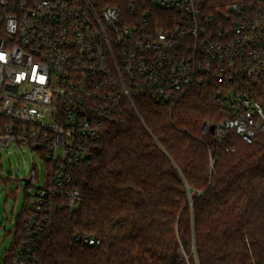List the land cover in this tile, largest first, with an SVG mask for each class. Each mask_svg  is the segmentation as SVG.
I'll return each mask as SVG.
<instances>
[{
    "label": "built area",
    "instance_id": "1",
    "mask_svg": "<svg viewBox=\"0 0 264 264\" xmlns=\"http://www.w3.org/2000/svg\"><path fill=\"white\" fill-rule=\"evenodd\" d=\"M261 2L206 12L196 0H132L125 14L94 0H0V151L30 147L47 164L12 264H37L34 242L52 196L69 208L82 201L73 186L78 166L126 99L172 104L192 86L212 84L224 114L214 129L219 140L230 132L256 139L264 130ZM155 9L171 12L166 25ZM31 175L38 179L36 169Z\"/></svg>",
    "mask_w": 264,
    "mask_h": 264
},
{
    "label": "trees",
    "instance_id": "2",
    "mask_svg": "<svg viewBox=\"0 0 264 264\" xmlns=\"http://www.w3.org/2000/svg\"><path fill=\"white\" fill-rule=\"evenodd\" d=\"M94 1L125 14L132 2ZM196 1L206 12L236 1L262 4ZM155 11L166 25L171 12ZM223 118L212 84L194 85L172 104L126 99L121 115L103 125L92 157L78 166L79 205L51 197L34 242L37 264H264V130L252 143L235 132L220 141L215 130L204 131ZM31 204L26 190L5 264L27 236ZM86 234L100 242L77 239Z\"/></svg>",
    "mask_w": 264,
    "mask_h": 264
},
{
    "label": "rangeland",
    "instance_id": "3",
    "mask_svg": "<svg viewBox=\"0 0 264 264\" xmlns=\"http://www.w3.org/2000/svg\"><path fill=\"white\" fill-rule=\"evenodd\" d=\"M33 169L38 173L35 181L31 175ZM46 173L44 158L30 147L14 144L7 152L0 151V264H5L6 252L14 242L11 232L17 226L26 190L33 201L37 187L46 182Z\"/></svg>",
    "mask_w": 264,
    "mask_h": 264
},
{
    "label": "water",
    "instance_id": "4",
    "mask_svg": "<svg viewBox=\"0 0 264 264\" xmlns=\"http://www.w3.org/2000/svg\"><path fill=\"white\" fill-rule=\"evenodd\" d=\"M212 130H214L215 129V125H211V127H210ZM27 183H29V179H27Z\"/></svg>",
    "mask_w": 264,
    "mask_h": 264
}]
</instances>
